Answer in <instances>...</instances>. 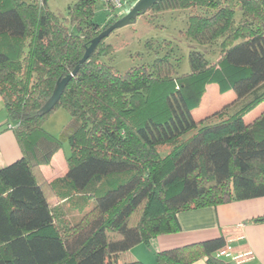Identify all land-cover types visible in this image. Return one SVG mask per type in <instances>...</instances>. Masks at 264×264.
<instances>
[{
  "label": "trees",
  "instance_id": "16d2710c",
  "mask_svg": "<svg viewBox=\"0 0 264 264\" xmlns=\"http://www.w3.org/2000/svg\"><path fill=\"white\" fill-rule=\"evenodd\" d=\"M98 1L78 0L63 21L47 0H0V95L23 154L0 170V264H145L119 259L179 233L181 213L264 198V109L246 122L264 104V0H159L148 12L191 11L185 37L217 54L190 51V73L180 75L173 42L149 41L157 58L124 76L103 62L113 53L105 40L81 63L118 21L106 10L96 23ZM211 85L236 98L195 120ZM58 109L72 118L60 138L45 130ZM65 142L68 173L49 182L41 168ZM225 247L222 237L157 261L234 264Z\"/></svg>",
  "mask_w": 264,
  "mask_h": 264
},
{
  "label": "crops",
  "instance_id": "0c3cea01",
  "mask_svg": "<svg viewBox=\"0 0 264 264\" xmlns=\"http://www.w3.org/2000/svg\"><path fill=\"white\" fill-rule=\"evenodd\" d=\"M0 170L22 157L15 134L9 129L8 113L0 95ZM57 152L50 165L43 166L42 173L49 182L63 178L68 165L61 161ZM264 198L193 209L179 215L181 231L160 236L150 244L139 245L120 257L119 262L141 261L158 264L157 255L184 246L200 244L218 238L226 240L223 259L234 264H264ZM194 264H208L201 259Z\"/></svg>",
  "mask_w": 264,
  "mask_h": 264
},
{
  "label": "rangeland",
  "instance_id": "374dc122",
  "mask_svg": "<svg viewBox=\"0 0 264 264\" xmlns=\"http://www.w3.org/2000/svg\"><path fill=\"white\" fill-rule=\"evenodd\" d=\"M47 1L50 11L55 13L63 21L69 17V7L78 2V0ZM41 2L42 0H39V3ZM135 3V1L133 3H128L121 10H117L110 6V4L107 5L106 0H99L95 10V22L101 25L106 22L108 16L106 9L112 11V13H110L111 15L108 17L109 21L116 17L120 20L129 13ZM190 15H192V13L189 10L170 11L161 14L147 12L146 15L140 16L132 25L116 30L105 39V43L113 47V53L109 57L103 58V62L111 66L118 74L124 76L133 68L152 64L157 58L156 52L147 48V43L149 41H153L156 45L164 41H170L174 44L177 57L181 59L179 74L190 73V51L196 50L204 53L207 51L208 55L211 56V54H217L218 50L217 47L212 49L207 48L205 50L204 47L189 41L185 37ZM241 17V10L238 9L237 20H240ZM209 59L212 60L210 57ZM213 95L219 100V104L215 108H212L214 101L212 98ZM235 98L236 95L232 91L223 94L217 85L209 86L200 108L193 112L195 120L203 119L216 111H221L224 106L233 102ZM263 109L264 104L247 116L246 122L255 119ZM71 122L72 118L69 112L65 109H58L47 120L45 130L51 135L60 138ZM167 149L165 148V150ZM59 152H61V161L67 165V156L70 154L69 144L65 142L63 148L59 150L58 153ZM70 215L72 219H77L79 213L71 211Z\"/></svg>",
  "mask_w": 264,
  "mask_h": 264
},
{
  "label": "water",
  "instance_id": "95a60500",
  "mask_svg": "<svg viewBox=\"0 0 264 264\" xmlns=\"http://www.w3.org/2000/svg\"><path fill=\"white\" fill-rule=\"evenodd\" d=\"M159 0H138L134 7L129 11V13L124 16L122 19L118 20L115 24H113L108 30L102 32L97 38H95L92 42L90 47L88 48L83 60L81 63H85L93 54V52L97 49L98 45L109 37L113 32L118 29L127 27L132 25L137 21V19L146 14L153 6H155ZM79 71V67L76 70L66 77L65 79H61L57 82L55 91L51 97V99L46 103V105L42 108L41 112L43 114H48L52 112L57 104L59 103L67 85L69 82L74 78Z\"/></svg>",
  "mask_w": 264,
  "mask_h": 264
},
{
  "label": "built area",
  "instance_id": "2783aa9c",
  "mask_svg": "<svg viewBox=\"0 0 264 264\" xmlns=\"http://www.w3.org/2000/svg\"><path fill=\"white\" fill-rule=\"evenodd\" d=\"M131 0H106L107 5L110 4V6H112L113 8L117 9V10H121L124 6H126ZM105 2V1H104ZM107 10V9H106ZM109 13H112V11L110 9H108ZM1 155V152H0ZM225 252H220V255L223 256L225 255Z\"/></svg>",
  "mask_w": 264,
  "mask_h": 264
}]
</instances>
